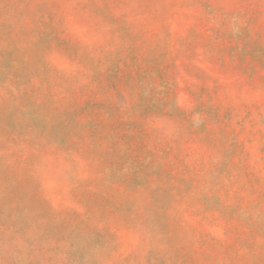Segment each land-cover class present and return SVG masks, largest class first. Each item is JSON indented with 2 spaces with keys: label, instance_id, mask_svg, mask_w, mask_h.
Returning <instances> with one entry per match:
<instances>
[{
  "label": "rangeland",
  "instance_id": "1",
  "mask_svg": "<svg viewBox=\"0 0 264 264\" xmlns=\"http://www.w3.org/2000/svg\"><path fill=\"white\" fill-rule=\"evenodd\" d=\"M0 264H264V0H0Z\"/></svg>",
  "mask_w": 264,
  "mask_h": 264
}]
</instances>
